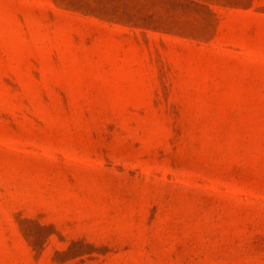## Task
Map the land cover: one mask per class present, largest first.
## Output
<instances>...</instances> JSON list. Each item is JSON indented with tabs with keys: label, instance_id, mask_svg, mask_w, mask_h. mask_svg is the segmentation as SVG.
<instances>
[{
	"label": "rangeland",
	"instance_id": "obj_1",
	"mask_svg": "<svg viewBox=\"0 0 264 264\" xmlns=\"http://www.w3.org/2000/svg\"><path fill=\"white\" fill-rule=\"evenodd\" d=\"M0 264H264V0H0Z\"/></svg>",
	"mask_w": 264,
	"mask_h": 264
},
{
	"label": "trees",
	"instance_id": "obj_2",
	"mask_svg": "<svg viewBox=\"0 0 264 264\" xmlns=\"http://www.w3.org/2000/svg\"><path fill=\"white\" fill-rule=\"evenodd\" d=\"M144 22H147V21H145V20H143Z\"/></svg>",
	"mask_w": 264,
	"mask_h": 264
}]
</instances>
